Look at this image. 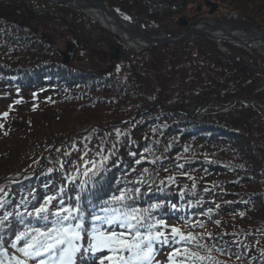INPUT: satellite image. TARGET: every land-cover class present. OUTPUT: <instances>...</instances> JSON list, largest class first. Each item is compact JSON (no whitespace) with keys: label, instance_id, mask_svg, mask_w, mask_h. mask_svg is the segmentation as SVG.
I'll return each mask as SVG.
<instances>
[{"label":"trees","instance_id":"16d2710c","mask_svg":"<svg viewBox=\"0 0 264 264\" xmlns=\"http://www.w3.org/2000/svg\"><path fill=\"white\" fill-rule=\"evenodd\" d=\"M106 1L125 20L141 16L157 32L181 31V17L188 24L208 19L198 10L205 3L264 30V0ZM192 10L195 17H187ZM84 20L63 5L0 0V114L8 113L0 116V261L10 264L20 255L12 247L18 232L53 226L51 215L46 221L26 214L45 197H55L50 213L78 202L102 214L94 207L128 190L135 208L197 238L190 245H161L165 264L173 247L210 257L200 264H264V72H248L201 35L114 66L107 49L92 44L98 64L94 58L86 67L76 56L64 63L61 44H75L77 34L91 42V29H99ZM250 58L264 67V56ZM209 99L212 104L197 113ZM104 156L101 174L83 175L85 162ZM154 203L160 207L151 210ZM88 214L82 250L93 226Z\"/></svg>","mask_w":264,"mask_h":264},{"label":"snow or ice","instance_id":"6c2138e0","mask_svg":"<svg viewBox=\"0 0 264 264\" xmlns=\"http://www.w3.org/2000/svg\"><path fill=\"white\" fill-rule=\"evenodd\" d=\"M125 19H129L125 17ZM19 103V101H17ZM8 113L0 116L7 117ZM2 127V125H0ZM119 134V133H118ZM67 155V153H66ZM132 155H135L132 153ZM108 157L104 156L100 160L85 162L83 175L89 180L97 177L104 169ZM91 167H86L87 164ZM139 163V161H137ZM183 167V165H178ZM52 172V169L48 170ZM169 183L175 182V177H167ZM144 183L146 181H140ZM81 185L88 183V180H81ZM163 183V181L161 182ZM195 188V184H193ZM207 190V189H206ZM3 190L0 189V192ZM135 194L140 193L137 187ZM55 197H45L43 203L35 207L32 212H26L29 216H35L44 220H49L51 215L52 227L42 230L40 228H25L15 235L12 247L17 249L19 256H12L10 264H74V259L82 251L80 240L85 230V214L77 205L75 207H65L61 203L56 212L50 213L49 205ZM134 200L135 196L128 190H121L119 196H112L101 206L102 214L91 213L92 228L90 230V243L84 251L98 255L95 264H154L156 245L172 246L176 244L190 245L196 241V237L191 233H185L179 226L169 225L165 219H157L151 215L149 209L134 208L127 203ZM27 209V201L22 200ZM0 207H3L0 202ZM158 204L150 205L151 210H156ZM173 210L176 205L171 206ZM211 212V209H209ZM16 215H21L16 213ZM8 215L4 216V220ZM117 226L124 231L112 230L111 226ZM22 242V246H18ZM197 247H202L196 244ZM48 257L43 259L42 257ZM169 264H200L210 257L201 256L199 253L190 251L188 247L183 250L173 247L169 253ZM3 264V261H0Z\"/></svg>","mask_w":264,"mask_h":264},{"label":"rangeland","instance_id":"374dc122","mask_svg":"<svg viewBox=\"0 0 264 264\" xmlns=\"http://www.w3.org/2000/svg\"><path fill=\"white\" fill-rule=\"evenodd\" d=\"M41 1H43V0H41ZM102 1H104L112 9L111 5L106 0H102ZM214 5H216L217 8L213 11L212 14H210L211 7L208 6V3H205V6H203L201 9L198 8V10H202V13H204L206 16L209 17L208 19L201 20V21L197 22L196 24H188V21L186 19H182V17H181L180 18L181 27L184 28V30H185V29H187L189 27L198 26L202 22H218V23H220V22H228V23H232V24H237V26H235V27L238 28L239 30H242L244 33L246 31L245 28H254V27H258L259 30L264 32V30L261 29L259 25L254 24L253 22H245L244 21V22L239 23L238 21L233 20V16H234V15H232L233 12H229L228 10H225L224 8H219L217 4H214ZM63 6H65V5H63ZM65 7L69 8L71 11H76V12L80 13L85 18L84 24H88L89 25V23H94L96 25V27L99 28V29H96V30L91 29L90 32L93 35V41H91V42L86 37H82L81 34L78 35L76 33L77 36L73 37V39L76 40L75 44H77L78 47L74 43L72 45V44H70L68 42H65L64 44L60 45V46H62V48H60V50H62L63 52L67 51L68 46H73L74 50H75L74 51V56H76V58H78L79 61L84 66H86V67L90 66V65H88L89 61L90 62H94V58H96V56H97V55H93L92 56V53L89 52L91 47H92V44H97L99 46H104L107 49V51H108L107 57H109L110 62H112L111 65L115 61V60L111 61V57L114 56V54H115V52L113 50H111V46H114V47H116L117 49L120 50V53L118 54L119 59L129 58L133 54H136V53L139 52V51L134 50V49L130 48L129 46H127L119 38H116V37L112 36L111 34H109V32L107 30H105L104 27H102L96 20L92 19L87 14H85V13H83V12L79 11L78 9L73 8V7H68V6H65ZM194 9H195V7H194ZM193 11L194 10H192L188 14L187 17H189V16H190V18L195 17ZM199 14H200V12H199ZM139 17L142 18V19L140 20L138 25L143 31L149 32L152 35H156V36L159 35V34H157L155 32L156 30L153 28L152 24H150L148 21H146L143 17H141V16H139ZM121 18H123V17L121 16ZM137 19H138V17H136V19L133 22H131V24H134ZM199 27H202V26H199ZM214 28H219V27H214ZM182 31H183V29L181 31L177 32V33H170V34H179ZM161 33H166V32H161ZM204 33H205V35H202V34H193V35H201L205 39L213 42L217 46V49L222 54H224V55H232L234 59H237L238 61H240V63L244 66V68L248 72H250V73L264 72V67H262L261 60L260 61H256L255 60L256 61V65H255L253 63L254 59L250 58V57H254L256 55H258L259 57L264 56V51L255 50V48H253L254 47V43L253 42L252 43H248V39H247V42H246L245 45H242V44L240 45L239 43L233 42L230 39H222V40L217 41V40L209 37L206 34V30H205ZM166 34L170 35L169 33H166ZM246 34H248V33H246ZM193 35H191V36H193ZM248 38L251 39L250 37H248ZM224 42L227 43L233 49H228V47H225L224 44H223ZM116 43H118L123 49H121V47L118 46V44H116ZM258 43L261 44V41L258 40ZM97 45H95V46H97ZM96 59H95L96 63L98 64L97 61H99V56ZM256 59H257V57H256ZM115 62H117V61H115ZM103 66L106 67L107 64H103V61H102V67ZM95 68H98V69H96V71L101 69V68L98 67V65L97 66L95 65ZM214 95H215V93L213 94V96ZM240 101L245 103V104H250L251 103L249 100H240ZM211 104H212V99H209L206 103H204L198 109L197 113H200L203 109H205L206 107L210 106ZM101 176L102 175L98 176V178L100 179ZM120 188H121V186L119 188H117V189H120ZM103 192L105 193L106 191H103ZM105 200L107 201L108 198L105 197ZM82 204L83 203H80V206ZM128 204H130L132 207H134V203H128ZM136 207H138V205ZM100 208H101L100 206H97V207H94V210L98 213V212H100ZM84 210H85V212H84L85 218H86V212H88L89 213L88 216L91 217V213L92 212L88 211L89 208H86ZM42 224L44 225V223H42ZM86 226H88V225H86ZM42 227H44V226H42ZM114 230H116V229H114ZM87 248L88 247H86V249ZM161 248H162L161 245H157L156 246V253H155V256H154V264H165V258L162 256V253H164L163 252L164 249H161ZM79 255L81 256L80 263H83V264H95V261L98 258V257H96L95 260H94L92 258L93 256L89 252L84 251V250L81 251L79 253Z\"/></svg>","mask_w":264,"mask_h":264},{"label":"water","instance_id":"95a60500","mask_svg":"<svg viewBox=\"0 0 264 264\" xmlns=\"http://www.w3.org/2000/svg\"><path fill=\"white\" fill-rule=\"evenodd\" d=\"M49 3L53 4H60V5H65L68 7H73L80 10L79 6H86L88 9L93 10H98L99 12H102L104 15L112 18L115 22V25L120 27L123 31L129 33L134 38H141L146 42V46L139 51L142 50H148L155 48L157 46L163 45V44H173L176 42L183 41L190 37L193 34H202L205 35V30L214 28V27H219L222 26V24L215 23V22H202L198 26L194 27H189L182 31L179 34L175 35H168L166 33H160L159 35L162 36L161 40L158 41H152L150 38L152 34L149 32L143 31L139 27V22L142 18H138L134 24L128 23L125 20H123L120 16L115 14L112 9L102 0H43ZM208 6L211 7L210 14L213 13V11L217 8L216 5H213L211 3H208ZM223 25H230V26H237V24H232V23H227ZM202 26V27H199ZM239 27V26H238ZM245 32L248 33L249 37L248 38V43H254L257 45V47L264 49V32L259 30L258 27L254 28H245ZM119 38V37H118ZM258 40L261 41V44L258 43ZM111 50L115 52L114 56H112V60H118L119 56L118 54L120 53L119 50H117L115 47L111 46ZM74 48L73 47H68L67 52L65 53V62L72 61L74 59Z\"/></svg>","mask_w":264,"mask_h":264},{"label":"bare ground","instance_id":"6f19581e","mask_svg":"<svg viewBox=\"0 0 264 264\" xmlns=\"http://www.w3.org/2000/svg\"><path fill=\"white\" fill-rule=\"evenodd\" d=\"M79 8L83 13L96 20L102 27L105 28V30L109 32V34L116 38L119 37L121 41H123L130 48L140 50L146 46V42L143 39L132 37L131 35H129V33L116 26L114 20L104 15L102 12H99L98 10L92 11L86 6H79ZM206 34L217 41L222 39H230L231 41L239 43L240 45H245L249 37L248 34L244 33L242 30H239L238 28L230 25H223L219 28H207ZM161 38L162 36L152 35L150 39L152 41H158L161 40ZM253 48H255V50L264 51V49L257 47L256 44H254Z\"/></svg>","mask_w":264,"mask_h":264}]
</instances>
